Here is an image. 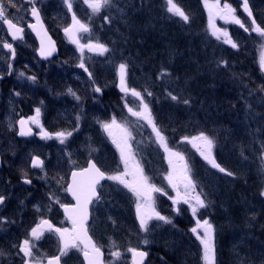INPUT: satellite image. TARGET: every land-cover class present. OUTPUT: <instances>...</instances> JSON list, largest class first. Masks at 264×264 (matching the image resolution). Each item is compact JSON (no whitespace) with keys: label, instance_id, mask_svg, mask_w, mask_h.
<instances>
[{"label":"rangeland","instance_id":"rangeland-1","mask_svg":"<svg viewBox=\"0 0 264 264\" xmlns=\"http://www.w3.org/2000/svg\"><path fill=\"white\" fill-rule=\"evenodd\" d=\"M178 5L183 8L186 6L180 0H176ZM72 9L69 11L71 14L74 12L76 17L83 22L82 20V12L87 9V5L83 4L81 0H71ZM216 0H207V5L214 4ZM259 0H248L249 7L252 11V15L255 18L257 24H259L262 28H264V1ZM53 0H51V4ZM227 3L234 8L235 15L242 21L244 24V28L240 27V25L230 22H225V20L221 19L218 15L214 17V22L217 28L225 29L230 37L241 47V50H244L246 56L249 58L247 63H241L238 67V71L240 72L239 76V86L242 89L244 94L250 93L253 95V91L255 92L257 100L261 103V109L264 112V63H262V57H264V37L260 36L258 33L251 30V18L247 16V13L243 11L242 0H219V4L221 7ZM257 4V5H256ZM115 4L112 3L101 10H109L111 6L113 7ZM184 5V6H182ZM201 9L205 16L206 27L205 33L207 36L214 40L215 43L224 47L223 49L233 50L234 54H237V58H239L238 48H232L231 45L225 44L222 41H218L216 37L211 35V29L209 26V8L206 6V0H201ZM202 11L197 7V12L202 14ZM72 23V19L68 22V24L64 25L62 28L56 24V30L60 35L62 43L64 46L68 47V51L64 56L62 61H57L51 63L49 65L44 64L43 67L33 66L27 62V59L23 65H21L17 69H13L11 72L10 79L13 80L12 86L13 88L0 87V136L6 134L8 131L13 129V125L15 122V113L18 106L23 107V103L29 104L30 109H25L24 112L29 111V117L35 115V109H40L39 116V124L32 123L28 120L29 124L36 130V138L34 140L35 144L42 142L44 145L43 150H36V154L43 157L45 160V167L43 169L44 175L41 176L47 179H58L61 175V165L60 162L62 160L61 151L59 146H62L63 143L60 142L55 136H52L50 139H45L41 136V125L43 130H46L48 133H56L60 131L69 132L70 129L67 127V120L70 121V127L76 126L77 117L79 120L77 122L79 125L74 127L76 130H81L82 127V136H74L73 132L70 137V144L76 149L80 146L81 143H85L90 141L94 145L97 146L98 152L101 149H106L108 147V142H110L114 148V155L116 164H110L109 169L111 171V175L122 174L127 171V175L123 178L132 182L134 177L133 173H137V170L142 172L143 176L147 177L144 172L143 166L148 170H152L154 172L153 175V183L147 177V182L149 185L156 187V183H160L164 190H166L170 196L160 194L158 192L151 193V205L155 208L157 212L161 215L168 217L172 223H165L164 221L158 220H150L149 221V230L148 232H144L139 226V217L137 214V204H141L142 211L147 209L148 200L146 197H137L129 188L125 187L124 184L119 183L118 181L110 180L107 184L104 185L103 191L104 195H106V199L102 205H98V219H103L105 229L108 235L106 248L108 250L107 258L109 260V264H131V255L132 252L130 249H143V250H152L155 248V243L158 242H166L169 246L161 247L166 251V255L153 254L151 255V260L148 264H204L202 259V245L199 240L196 239L195 234L191 232L193 227H196V220L199 219L203 221L207 219L210 223V215L213 214L212 211V202L209 195L206 194L204 190V183L202 181L203 170L207 169L210 171L212 169L211 165L200 155V152L190 141V138L199 135L197 133L195 136H184L188 137L189 141H186L184 137H180L176 143H173L172 140L168 137L167 128L172 130H180L186 129L184 123H182L181 119L177 121H165L158 119L156 115H153L152 106H155L156 103H160L159 100H156L154 97H144V101L149 104L151 109V115L154 119L156 127L161 131L163 136L165 137V141L167 144V149L170 151H166L164 143H162L156 136V132L154 131L152 125H150L146 120L139 119L136 116H133L129 109L131 108L133 111L141 110V101L138 97L132 95L131 93H124L123 102L125 104V115L123 114L122 107H112L114 114L113 116L120 117V120H117V125L122 127H114L112 129V133L116 130L115 136L116 138H112L111 135L102 127L103 123H110L112 117L109 115H105V113L101 110V104L98 98L95 96V92H93L88 86L81 85V90L83 93H90L93 96L95 104L92 103V100L84 95L82 100V105H78L80 109L79 113H76L75 110H72V103L74 99L68 101L69 106H65L61 102V96L58 94V91H52V89H45L40 81V77L45 73L54 71V76H62L63 84L67 89L78 88L76 85L80 84L79 81L85 77H88V71L81 69L79 67L81 63V56L83 55V63L87 65H91L92 62L98 60L99 58H103L101 55H94L87 49L84 50L83 54L80 52L78 45L74 46L75 50L78 51V57L73 55V51H71V44L73 43L69 36L64 32V29L69 27ZM84 23V22H83ZM245 28H248V31H245ZM80 34V35H79ZM87 34L91 35V32ZM77 37L79 40L84 39L85 34L82 32H78ZM95 38V40H91L92 43H102L96 35H92L91 39ZM88 42L80 44H87ZM242 59H245L241 57ZM239 60V59H238ZM247 61V59H245ZM58 66L61 64L63 67L69 66L68 64H75L72 66L70 71H67V76L63 74V70L57 69L53 67L54 64ZM77 63V64H76ZM121 64V63H119ZM115 66V74L116 83L119 86V73L118 66ZM20 73H23V76H20ZM3 77H7L6 74H1ZM34 76L36 79L30 80L29 77ZM127 86L129 84L128 78ZM48 83H45L47 86ZM54 87V86H52ZM66 89V90H67ZM20 93L17 96L15 93ZM69 94L66 92L65 95ZM247 96V95H246ZM44 97L47 102H53L56 104L55 108L58 111L57 116L51 118L48 115V109H51L50 106H47V102H41L40 98ZM180 98V96H179ZM63 100H67L66 96H63ZM244 100V98H242ZM258 109V108H257ZM261 114L260 109H258V114L255 115V119H261L259 117ZM187 117H190L188 115ZM177 118V117H176ZM76 119V120H75ZM173 119V118H171ZM187 122V121H186ZM12 127H9V125ZM165 126V127H164ZM126 129V132L124 131ZM87 130V131H86ZM203 133L206 132L204 131ZM130 134V136L128 135ZM146 139L153 141V144H147ZM66 140L64 143H66ZM127 140L128 145L130 146L128 149V166L125 168L124 157L121 156L120 147L118 144L122 145L124 141ZM196 143H199L198 141ZM263 142L258 143V147L254 150L253 156L251 159L253 163L258 166V178L260 180V187L262 188V192H264V148H262ZM148 146H152L154 149L158 147L162 152V162H163V170H154L153 168L157 165V160H155L152 155L146 153L148 150ZM50 150H55L51 152ZM171 153H180L183 156V160L179 159L176 156H173ZM33 152L29 157V162H31V158L36 155ZM246 160V159H244ZM77 158H72L70 163L77 162ZM185 165L188 169V175L196 184V193H200L202 198L205 199L207 203L206 208L199 209L196 216H193L191 213L190 205L185 204L183 201L180 203H175V199L177 196V189H179L181 195L184 194V184L182 182V178L184 175ZM33 173H38L37 168L33 171ZM52 175V176H51ZM172 177V182L177 184V188L172 187V183L169 182V176ZM49 182L50 190H45V187L42 183H40V188L47 194L52 202H54L50 194L59 199V192L57 184ZM190 195H194L190 191ZM263 200H264V195ZM118 197L123 199L125 202V207L123 210L118 205ZM170 197L172 199H170ZM62 200L60 201V203ZM264 202V201H263ZM60 205V204H59ZM218 214L221 217L223 225H226V221L223 215L224 205L223 203H218ZM113 207V208H112ZM9 205L0 209V264H10L9 260L12 258H17L23 264L24 258H22L21 254H18V246L21 241L25 238H28V234L31 230V224L34 223V226L39 223L41 219L49 220L52 218V214L55 211L54 207H49L46 205L35 213V217L33 221L29 224H24L21 227H18V221L14 220L15 215L11 213V210H8ZM114 209V210H113ZM113 211L121 212L122 214L119 216L113 217L109 216ZM4 215H9L12 219L2 218ZM114 215V214H113ZM28 216V215H27ZM134 224V229L128 225V221L130 219ZM61 224L63 220L60 221ZM177 223H180L185 227V232L180 233V230L177 226ZM219 223V220H218ZM132 224V225H133ZM201 234H203V229H199ZM52 232H45L39 241H34L35 247L33 249L34 255L40 256L45 263V260L48 256V249H44L41 247L42 241L45 240L46 236H52ZM144 240H147L148 243L145 244ZM104 242V239L101 241ZM214 243L215 250L217 239L214 235ZM190 245V247H189ZM104 246V245H103ZM62 247V244L59 245V251ZM105 247V246H104ZM184 249L182 255H179L178 249ZM257 248L264 252V245L262 243L257 244ZM38 249V251H37ZM120 251V257H113L112 253L115 251ZM256 249H253L251 252H254ZM230 260H233V263L236 260V264H241L238 259V254L235 249L231 251ZM79 253L78 249L70 248L67 251L66 257L70 254ZM217 253V251H216ZM124 255H128L126 258ZM130 256V257H129ZM169 257V258H168ZM175 258L176 261L174 260ZM130 261L128 262V260ZM162 261V262H160ZM160 262V263H159ZM71 264H74L73 260H70ZM217 263V260H216ZM231 264V263H230Z\"/></svg>","mask_w":264,"mask_h":264},{"label":"trees","instance_id":"trees-1","mask_svg":"<svg viewBox=\"0 0 264 264\" xmlns=\"http://www.w3.org/2000/svg\"><path fill=\"white\" fill-rule=\"evenodd\" d=\"M180 1L189 8L187 23L171 16L164 0H121V12L110 17V23L93 25V32L110 51L86 67L91 78L85 77L84 83L72 90L83 93L81 85L88 86L108 113L114 114L112 107L125 105L114 68L125 63L129 88L141 93L147 90L160 101L155 105L159 118L181 119L187 135L205 131L215 141L212 154L216 162L234 174L228 176L213 167L203 170L204 190L212 202L213 214L209 217L217 239V264H236L237 258L234 263L230 260L233 249L241 264H264V252L257 248L259 243L264 245V200L258 166L251 162L259 142L264 148V112L254 91L253 95L242 92L237 70L249 58L244 50L240 51L241 47L235 52L239 53L237 58L231 48L223 49L207 36L201 0ZM221 59L228 61L227 67L217 66ZM161 68H167L171 77L160 80ZM54 82L62 83V79L57 76ZM93 87L101 91L96 92ZM169 92L181 100L189 98L191 104L171 100ZM257 108L261 119L254 117ZM221 202L226 225L217 211ZM164 246L169 245L159 242L151 253L165 256L166 251L161 248ZM253 249L256 250L251 252ZM178 251L182 255L185 250Z\"/></svg>","mask_w":264,"mask_h":264},{"label":"snow or ice","instance_id":"snow-or-ice-1","mask_svg":"<svg viewBox=\"0 0 264 264\" xmlns=\"http://www.w3.org/2000/svg\"><path fill=\"white\" fill-rule=\"evenodd\" d=\"M29 2L35 5L36 0H29ZM66 7L69 11L72 9V2L71 0H64ZM81 2L91 10L92 14L100 13L102 9L108 7L112 0H81ZM166 11L170 13L174 17H178L182 22L187 23L189 21V16L186 12L181 8L176 0H164ZM16 7L13 0H0V24L6 25V29L11 35L12 39H18L22 37L23 28L19 27L16 23L13 22L12 19L8 18L7 15V7ZM209 8V26L211 29V35L216 37L218 41H222L225 44L231 45L232 48H238L239 45L230 37L229 33L225 29L217 28L214 22V17L219 16L221 19L225 20V22L235 23L240 25V27L244 28V24L242 21L235 15V9L232 8L230 4L225 3L223 7L220 6L219 0H216L214 4L207 5ZM242 7L243 11L247 13V16L251 18V30L258 33L260 36L264 37V28H262L259 24L256 23L255 18L252 15V11L249 7L248 0H242ZM31 16L35 17L36 22L35 24H30L28 27L32 29H36L37 24H41L40 20V13L39 9L35 6L31 7L29 10ZM72 23L69 27L64 29V32L69 36L73 43H76L79 47L80 52L83 54L84 50L87 49L92 53H96L97 55L103 56L105 53H108L110 50L109 48L104 45L103 43H92L89 41L87 44H80V41L77 37L78 32L88 33L91 31L89 26L83 22H81L77 17L76 14L72 13ZM104 20L107 22H111L107 16L104 17ZM248 28H245V31H248ZM0 47L8 49L9 53L12 58L15 57V49L13 48L11 43L3 42L0 43ZM54 51V48H52ZM41 56L51 55V51H45L42 47L40 50ZM262 63H264V57H262ZM223 65L227 67L228 61L227 60H219L217 66ZM79 67L84 68L85 65L83 63V55L81 56V63ZM127 64L121 63L118 66V73H119V80H120V88L121 90L128 94L131 93L132 95L139 98L141 101V110L140 111H133L131 108L129 112L132 113L133 116H136L139 119L146 120L150 125H152L154 131L156 132L157 138L164 143L166 151H170L167 149V144L165 141V137L161 133V131L156 127L154 119L151 115V109L149 104L144 101V96H152V93L145 90L144 93L137 91L134 88H129L127 86ZM87 71V69H85ZM23 73H20V76H23ZM89 77H91V73H88ZM171 77V73L168 71L167 68H161L158 78L160 80H166ZM30 80H35L34 76L29 77ZM68 93L72 95L75 99L79 100L80 97L76 95V93L69 88ZM96 92H100L101 89L96 87L94 89ZM17 96L20 93H15ZM167 96L179 103H183L185 105H190L191 100L189 98L180 99L178 96L173 95L171 92L167 93ZM39 116H40V109H35V115L29 117L28 120L32 123L39 124ZM79 120V117H77ZM20 125V135H28L29 132L24 131V126L26 121L24 119H20L18 121ZM9 127H12L10 124ZM102 127L112 135V129L114 127H122L117 125V121L115 117L112 118L110 123H103ZM126 132V129L124 130ZM72 135V132H56V133H48L46 130H43L41 125V136L45 139H50L52 136H55L57 139L60 140L61 143H64L65 140ZM130 136V134H128ZM186 141H189L188 137H184ZM199 143H196V142ZM193 145L197 148L200 152V155L211 165V167L218 169L221 173H226L228 176L234 175L232 172H228L225 168L221 167L215 160V157L212 154V150L215 146V141L210 138L209 136L205 135V133L201 132L199 135L190 138V141ZM121 150V156L124 157L125 168L127 169L128 166V149L129 145L127 140L124 141L122 145L118 144ZM171 155L178 157L179 159L183 160V156L180 153H171ZM70 155V154H69ZM31 167L37 169H43L44 161L40 159L39 156H35L31 158ZM85 173H92L93 179L89 182L87 187L85 188L78 180L77 177L83 176ZM188 169L185 165L184 168V175L182 178V182L184 184V194L181 195L179 189H177V196L175 199V203H180L183 201L185 204L190 205L191 213L193 216H196L199 209L206 208L207 203L204 198H202L200 193H196V184L191 179V177L187 174ZM127 171L122 174L111 175L108 177L110 180L118 181L121 184H124L125 187L129 188L137 197H146L148 200L147 209L142 211V205L137 204V214L139 217V226L144 232H148L149 230V221L150 220H158L164 221L165 223H172V221L166 217L161 215L159 212L155 210L154 207L151 205V193L152 192H161L162 189L155 188L151 186L147 182V177L143 176L142 172L137 170V173H133V181L128 182L123 177L127 175ZM105 174L101 172L95 165V163L90 162L89 168L84 169L80 172H72V184L65 189V191L70 192L72 196L76 199V205L69 206V205H60L64 208V211L68 214V218L71 220L73 227L71 229L68 228H57L55 227L50 220L41 219L39 223H37L34 227L31 228L28 238H25L20 245L18 246V254H23L24 261L23 264H44V260L40 256L34 255L33 249L35 247L34 241H39L41 237L44 235L45 232H54L58 235L59 240L61 241L62 247L60 249V255H56L50 258H47L46 264H60L61 256L66 255L67 251L70 248H79L80 251L83 252L85 259L87 260L88 264H102L100 257L102 255L101 249L92 242L91 237L87 234V228L85 227V222L88 219V211L87 206L91 201L92 197L96 196L95 185L99 182L100 179H103ZM24 183L31 184V180L24 178ZM169 182L172 183L173 188H177V184L172 182L171 175L169 176ZM190 191L195 193L194 195H190ZM264 195V192L261 193ZM167 195V193H164ZM51 199L56 203L60 204L58 198L52 196L50 194ZM98 198V197H97ZM5 196L0 195V205H2L5 201ZM170 199H172L170 197ZM199 229H203V234L199 231ZM191 232L195 234L196 239L199 240L200 244L202 245V259L204 264H216V250H215V243H214V228L213 225L207 220L204 219L203 221L197 219L196 220V227L191 229ZM77 241H81L83 247H81L80 243ZM144 243L147 244L148 241L144 240ZM38 251V249H37ZM135 257H139L140 259L136 262V264H143V258L147 256L146 252L137 251L136 249H130ZM3 253H0L2 255ZM113 257H120V251H115L112 253Z\"/></svg>","mask_w":264,"mask_h":264},{"label":"flooded vegetation","instance_id":"flooded-vegetation-1","mask_svg":"<svg viewBox=\"0 0 264 264\" xmlns=\"http://www.w3.org/2000/svg\"><path fill=\"white\" fill-rule=\"evenodd\" d=\"M13 2L15 3L16 7L13 8L11 6H8L6 9L7 15L9 19H12L14 23H16L19 27L23 28V33H22V41L20 40L16 43H13L9 35V32L6 29V25L0 24V43H3V42L11 43L13 48L15 49V57L12 58L8 49L0 47V82L1 83L7 82L8 84L11 83V79L9 77L11 76L12 70L17 69L21 65H23V64H19V61H18L19 57L22 54V49H24L29 43V47L36 53L37 43H36L35 37L33 36V34L28 28V25H29L28 23L30 22V15H31L29 10L33 6L37 7L41 13L43 21L45 22V24L47 23L48 25V22L45 19L50 18V9H51V0H36L35 5L31 4L29 0H13ZM5 66L8 68L9 72H7V77L3 78L1 74L6 72L4 70ZM1 156H2V162H3L1 172L3 174L6 173L7 176H10L11 173L8 171L13 169V164L9 165V161L5 160V154H1ZM21 164L24 166H27L29 162L23 161L21 162ZM30 169L28 170V174L30 173ZM2 178H4L13 189H14V183L16 184L20 183L22 186H26L21 182L22 178L21 179L19 178L20 179L19 180L18 178H7L1 175L0 183H1ZM27 178H30V177H27ZM15 192H16L17 197H19L20 195L19 192L17 191ZM11 213L14 215H20L22 213V208L20 207L19 202H16L15 208L11 209ZM26 220H28V218L24 216L22 221L24 222ZM31 222L32 220L29 219L28 224L30 225ZM32 227H34V223L31 224V228ZM55 227L61 228L58 226H55ZM67 228L70 229V227H67ZM50 243H53L54 248L58 247L61 244V241L59 240L58 235L54 232L52 234V240H50ZM75 249L79 250V248H75ZM77 254L78 253L70 254V255L71 257L76 258ZM56 255H60L59 250H55L51 252L49 249L47 258L56 256ZM65 258H66V255L61 256L60 264H63L62 260H64Z\"/></svg>","mask_w":264,"mask_h":264},{"label":"water","instance_id":"water-1","mask_svg":"<svg viewBox=\"0 0 264 264\" xmlns=\"http://www.w3.org/2000/svg\"><path fill=\"white\" fill-rule=\"evenodd\" d=\"M39 37V41H40V48H39V51H38V54H39V56H40V58L41 59H43V60H46V59H48V58H51V57H53L54 55H56L57 54V47H56V45H55V42H54V40L52 39V38H43V37H41V36H38ZM44 48V50L47 52V51H51V55H47V56H41L40 55V50H41V48ZM52 48H54V51H52ZM24 131L25 132H29V130L27 129V127L26 126H24ZM31 134V133H30ZM30 134H28V135H30ZM28 135H22V136H28ZM89 168V167H88ZM88 168H86V169H88ZM93 179V174L92 173H85L83 176H81V177H77V180L86 188L87 187V185L89 184V182L91 181ZM105 179V176H104V178L103 179H100L99 180V182L98 183H101L103 180ZM97 183V184H98ZM72 184V177H71V182H70V185ZM96 184V185H97ZM69 185V186H70ZM96 185H95V191H96ZM68 186V187H69ZM69 194H70V196L74 199V201H75V205H76V199H75V197L74 196H72V194L69 192ZM97 194V193H96ZM97 197V195L96 196H94V197H92V199H94V198H96ZM92 199H91V201H92ZM91 201L89 202V204H88V206H87V211H88V219H87V221L89 220V205H90V203H91ZM64 213H65V215L67 216V218H68V214L64 211ZM69 219V218H68ZM70 220V219H69ZM86 221V222H87ZM86 222H85V225H86ZM86 227V226H85ZM84 259H85V257H84ZM140 258L139 257H135L134 256V258H133V263L134 264H136V262L139 260ZM147 259V256L146 257H144L143 258V264H144V262H145V260ZM85 262H86V264H88V262H87V260L85 259Z\"/></svg>","mask_w":264,"mask_h":264},{"label":"bare ground","instance_id":"bare-ground-1","mask_svg":"<svg viewBox=\"0 0 264 264\" xmlns=\"http://www.w3.org/2000/svg\"><path fill=\"white\" fill-rule=\"evenodd\" d=\"M253 163V161H251ZM254 164V163H253ZM260 260H263V256H260Z\"/></svg>","mask_w":264,"mask_h":264}]
</instances>
